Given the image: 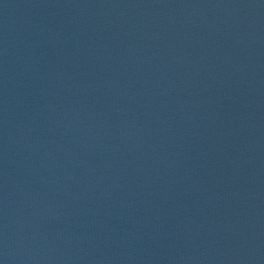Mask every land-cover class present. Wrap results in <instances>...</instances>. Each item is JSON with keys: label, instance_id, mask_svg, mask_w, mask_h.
Masks as SVG:
<instances>
[{"label": "water", "instance_id": "water-1", "mask_svg": "<svg viewBox=\"0 0 264 264\" xmlns=\"http://www.w3.org/2000/svg\"><path fill=\"white\" fill-rule=\"evenodd\" d=\"M0 264H264V0H0Z\"/></svg>", "mask_w": 264, "mask_h": 264}]
</instances>
